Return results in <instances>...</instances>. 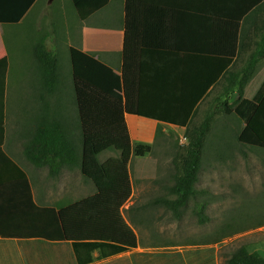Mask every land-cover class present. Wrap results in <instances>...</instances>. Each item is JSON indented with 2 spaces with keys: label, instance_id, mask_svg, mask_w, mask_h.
<instances>
[{
  "label": "trees",
  "instance_id": "obj_1",
  "mask_svg": "<svg viewBox=\"0 0 264 264\" xmlns=\"http://www.w3.org/2000/svg\"><path fill=\"white\" fill-rule=\"evenodd\" d=\"M37 1L8 0L5 9L0 0V23L18 24ZM69 1L84 22L115 0ZM124 1L125 37L120 73L96 56L70 46L71 74L67 80L59 53L49 49L44 38L33 48L41 79L40 106L33 117L34 128L24 144L23 155L33 166L47 167L52 176H58L64 167L78 168L95 185V195L58 210L34 203L28 173L2 148L6 139L10 60L0 59V154L11 167L8 174L15 177L19 194L25 195L16 201L25 209L39 211L38 217L42 215L45 225H57L51 242L69 245L74 264L90 261L84 257L95 250L105 251V256L138 246V236L125 219L123 208L134 192L129 170L132 156L143 158L153 150L152 144L132 143L126 121L127 115L145 114L141 111L145 105L139 110L142 49L210 57L217 60L213 62L219 67L218 76L207 79L212 89L205 90L201 102L188 110L185 119L175 122H186L184 135L188 139L183 151L174 158L175 183L169 193L177 198L163 196L157 203L179 216V210L197 194L206 143L217 116H234L242 124L237 134L239 143L264 150V96L246 97L247 87L264 64V0ZM231 61L233 64L229 65ZM68 82L71 89L67 91ZM57 93L71 94L74 98L73 131L66 127L61 110L57 113L48 100ZM155 116L161 115L158 112ZM162 127L158 125L157 132ZM106 151H115L117 156L101 161L100 155ZM204 210L205 206L199 203L197 215L201 221ZM8 234L0 227L1 237L9 238ZM26 234L27 238L45 235L39 231ZM226 264H264V257L241 246L231 253Z\"/></svg>",
  "mask_w": 264,
  "mask_h": 264
},
{
  "label": "rangeland",
  "instance_id": "obj_2",
  "mask_svg": "<svg viewBox=\"0 0 264 264\" xmlns=\"http://www.w3.org/2000/svg\"><path fill=\"white\" fill-rule=\"evenodd\" d=\"M77 18L71 2L66 5L65 0H39L29 17L21 24L11 25L0 41V47L3 43L10 60L9 123L10 135L15 138L10 152L32 178L36 167L27 162L23 149L30 139L33 117L40 106L41 79L33 48L44 38L47 47L59 53L62 72L67 80L70 79L68 43L63 37L69 23L79 22ZM93 19L119 26L123 23L122 0L112 1ZM54 23L58 28L56 35L50 33ZM207 61L217 60L209 58ZM204 68L212 70L215 75L217 68L214 62L213 66L208 63ZM260 82L261 74L257 73L249 84L250 89L257 88ZM191 92L188 96L183 92V97L173 103L143 106L145 114L155 112L158 115L160 111L162 118L174 123L171 126L164 124L157 132L151 154L134 159V192L123 213L133 224L142 245L172 247L166 249L215 247L218 264H226L231 253L241 246L250 244L252 249L264 250V231L260 236L254 234L251 241H245L243 237L245 232L264 225V150L239 143L237 134L242 124L234 116H217L206 143L197 194L179 210V216L157 203L163 196L177 198L169 193V189L175 183L174 158L186 146L182 139L186 122H175L185 119L188 110L197 105L200 98L197 88ZM22 130L26 136L14 135ZM73 176L79 179L80 171L75 170ZM199 203L205 206L203 221L197 215Z\"/></svg>",
  "mask_w": 264,
  "mask_h": 264
},
{
  "label": "crops",
  "instance_id": "obj_3",
  "mask_svg": "<svg viewBox=\"0 0 264 264\" xmlns=\"http://www.w3.org/2000/svg\"><path fill=\"white\" fill-rule=\"evenodd\" d=\"M69 2V0H65L66 5ZM7 3L8 0H3L5 9ZM35 5L18 24L23 23L29 17ZM122 5L123 23L119 26L97 21L93 19L95 14L84 22H81L77 18L79 22L69 23L66 27L65 37H63V39H66L65 42L67 41L68 43V51L70 46L76 47L96 56L106 66L120 73L123 66L125 37L124 0H122ZM11 25L17 24L0 23V41L2 36L4 37L9 32ZM57 29V25L54 23L53 26L52 24L50 33L56 35ZM79 38L81 42H79ZM1 46L0 59L8 57L3 43ZM209 58L156 49H142L139 70V110L142 104L146 106L145 108H148L150 104L173 103L183 97V92L188 96L195 88L198 90L200 97L198 103H200L205 90L208 92L213 87L212 84L209 86L207 83V79H212L213 77L212 70L208 71L204 68L208 63L213 66V61H207ZM232 64L233 61L229 65ZM215 66L217 68L215 77H217L219 68L217 62ZM257 73L258 75L261 74V82L257 88L250 89L251 85L247 87V98L259 99L261 96H264V64ZM208 86L209 88L207 89ZM68 89H71V87L67 85V91ZM48 100L52 105H55L52 107L57 113L58 109L61 110L60 114L65 119L66 127L73 131L74 120L76 119L73 96L67 93H57L49 96ZM59 105L61 106L59 107ZM10 112L9 79H7L6 139L2 148L21 166L22 163L10 152L15 140L14 136L10 135ZM126 121L133 144L149 143L154 145L158 125H172L161 116L141 114V112L135 116L127 115ZM19 134H23L24 137L26 132L22 130L14 135L19 136ZM104 153L100 155L101 161H106L111 157L117 156L115 151H106ZM135 158L132 156L129 163L133 187L132 163ZM9 168H11L9 167V163L0 154V227L3 231L9 233V238L0 236V264H74L73 249H70L69 245L65 242H51L54 239L51 235L57 230V225H45L42 215L40 218L38 217L40 215L39 211L32 212L31 207L30 209H25L21 204H18V201H16L18 197L24 198L25 195L19 194V186H17L18 183L14 180L15 177H11L8 174ZM77 169L64 167L58 176H52L47 167H36L33 178L24 169L29 176L34 203L39 207L55 208L58 210L95 195L97 193L95 185L85 179L79 169V179L76 180L74 178L73 172ZM1 206H4V208L1 209ZM127 222L137 234L133 224L128 220ZM35 231L45 233V235L39 236V238H27L28 235L26 233ZM262 231H264V225L247 231L243 235L244 240L251 241L254 234L255 236H260L259 234ZM250 246V244L245 245L250 252L257 251L264 257V250L258 248L252 249ZM155 248H159V250H154ZM166 248L172 247L163 245L160 248L142 245L138 237L137 248H129L118 254L107 253L105 256H103L105 251L102 253L99 250H95L86 254L84 259H90V261L84 262L85 264H218V250L215 247L194 248L193 246H188V248L178 249Z\"/></svg>",
  "mask_w": 264,
  "mask_h": 264
},
{
  "label": "built area",
  "instance_id": "obj_4",
  "mask_svg": "<svg viewBox=\"0 0 264 264\" xmlns=\"http://www.w3.org/2000/svg\"><path fill=\"white\" fill-rule=\"evenodd\" d=\"M183 142L187 145L188 144V139L185 137V135L182 137Z\"/></svg>",
  "mask_w": 264,
  "mask_h": 264
}]
</instances>
